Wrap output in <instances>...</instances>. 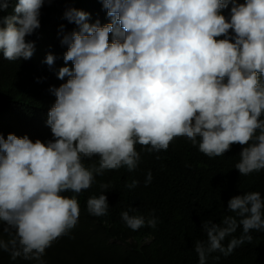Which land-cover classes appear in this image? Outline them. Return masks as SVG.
I'll return each mask as SVG.
<instances>
[{
	"label": "clouds",
	"instance_id": "9594fccd",
	"mask_svg": "<svg viewBox=\"0 0 264 264\" xmlns=\"http://www.w3.org/2000/svg\"><path fill=\"white\" fill-rule=\"evenodd\" d=\"M101 2L110 18L104 25L99 19L90 23L82 9L64 13L78 28L65 32L60 26L61 43L68 46L65 65L71 61L74 67H61L57 77L67 81L50 88L56 96L47 120L53 139L0 134V251L12 260L44 264L46 249L78 222L77 194L106 170L134 171L142 158L137 145L158 153L185 137L203 154L218 157L240 144L235 168L241 175L264 169V0ZM9 3L2 0L0 12ZM44 3L18 0L14 14L0 16V50L8 61L34 54L35 42L26 37L41 26ZM55 60L49 53L45 62L53 66ZM96 157L98 164L83 162ZM152 180L149 170L145 186ZM110 187L101 184L104 191L87 200L89 214L108 213L104 193ZM227 210L232 214L219 223L204 221L207 239L195 242L199 264L212 253L231 255L253 241V230L264 231L260 191L233 196ZM136 211L121 213L127 227L157 226V217L130 215Z\"/></svg>",
	"mask_w": 264,
	"mask_h": 264
},
{
	"label": "trees",
	"instance_id": "16d2710c",
	"mask_svg": "<svg viewBox=\"0 0 264 264\" xmlns=\"http://www.w3.org/2000/svg\"><path fill=\"white\" fill-rule=\"evenodd\" d=\"M17 3L18 0H10L0 16L14 14ZM72 7L90 13V23L97 19L102 25L110 22L101 0H52L51 3L45 0L40 10L41 26L26 37L35 42L32 57L8 61L0 50V134L5 138L15 133L18 137L27 135L33 141L53 139L47 120L56 96L50 88L67 81L68 77L64 80L57 77L61 67H74L71 61L65 65L63 56L68 46L61 43L60 32L61 25L65 32L78 28L64 18L66 9ZM230 8L231 4L224 13ZM49 53L56 57L53 66L45 62ZM243 147L233 144L224 155L208 157L185 137L174 139L167 150L158 153H148L137 145L142 158L134 171L126 167L106 170L102 176H96L89 189L77 194L78 222L46 249L44 264H199L195 242L207 239L202 230L204 221L212 219L219 223L224 215L232 214L227 206L233 196L260 191L264 197V169L242 176L235 168ZM93 161L98 164V157L83 162L89 166ZM149 170L153 180L145 186ZM133 180H139V185L126 187ZM103 183L111 185L104 193L109 209L106 215L96 217L88 213L87 200L104 191L100 188ZM64 195L70 197L74 193ZM130 208L137 209L130 215H154L158 218L157 226L130 229L121 218V213ZM3 226L0 223V228ZM241 231L242 226L233 235L239 237ZM251 234L254 237L251 243L237 247L227 257L212 253L206 264H264V231L253 230ZM2 236L8 239L7 233ZM231 238H226L225 246ZM218 255L220 259H214ZM0 264L35 262L23 258L12 260L8 252L0 251Z\"/></svg>",
	"mask_w": 264,
	"mask_h": 264
},
{
	"label": "rangeland",
	"instance_id": "374dc122",
	"mask_svg": "<svg viewBox=\"0 0 264 264\" xmlns=\"http://www.w3.org/2000/svg\"><path fill=\"white\" fill-rule=\"evenodd\" d=\"M147 241H149V240H147Z\"/></svg>",
	"mask_w": 264,
	"mask_h": 264
}]
</instances>
